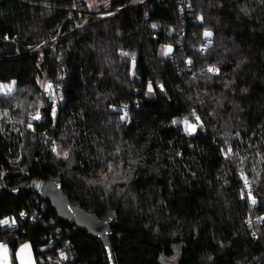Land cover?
Listing matches in <instances>:
<instances>
[{
	"label": "trees",
	"instance_id": "trees-1",
	"mask_svg": "<svg viewBox=\"0 0 264 264\" xmlns=\"http://www.w3.org/2000/svg\"><path fill=\"white\" fill-rule=\"evenodd\" d=\"M135 2L113 0L105 7L101 0H77L73 8V0H47L48 7L45 0H0V81L17 82L15 98L0 96V114L8 112L0 120V218L17 220L15 228L0 227V241L12 256L21 243H29L36 264H108L98 235L62 224L39 199L33 181L56 180L74 207L106 224L115 264H163L176 245H181L177 264H264V221L256 220L264 216V164L257 165L261 179L253 185L258 194L253 207L240 199L237 168L219 151L224 134L239 131L242 140L230 143L241 155L249 153L245 171L250 179L255 176L249 168L258 158L252 154L264 152V4ZM87 3H96L99 13L116 14L100 18ZM245 3L250 15L240 11ZM200 15L203 23L195 18ZM205 30L213 32L212 44L201 54ZM58 31L62 35L52 39ZM166 45L173 47L171 57L161 55ZM121 51L135 54V75L130 56ZM188 58L190 68L184 63ZM205 60L222 62L224 79L235 80L230 89L218 77L200 78ZM43 75L54 86L64 76L55 118L37 83ZM150 81L153 98L147 92ZM37 97L44 104L42 119L33 121L34 131L26 130L27 114L34 112L29 104ZM124 104L129 122L112 111V105ZM193 108L206 129L195 137L171 123ZM45 137L56 141L58 151H69V159L57 158ZM117 146L121 158L137 161L128 183H116L108 193L87 184L100 180V161ZM120 188L125 191L118 195ZM21 211L27 213L23 222ZM250 218L251 227L244 224ZM61 250L66 260L60 259Z\"/></svg>",
	"mask_w": 264,
	"mask_h": 264
},
{
	"label": "snow or ice",
	"instance_id": "snow-or-ice-1",
	"mask_svg": "<svg viewBox=\"0 0 264 264\" xmlns=\"http://www.w3.org/2000/svg\"><path fill=\"white\" fill-rule=\"evenodd\" d=\"M39 2V0H38ZM110 2V0H101V3H104L105 7H107V4ZM135 2V0H134ZM140 2H143V0H140ZM259 3L264 4V0H259ZM92 3H87L88 8H92ZM45 7H48L47 0H45ZM73 8L77 7L76 0H73ZM190 7V6H189ZM121 9H117V11H120ZM179 11L183 12L184 9L180 8ZM240 11L244 13L245 15H250L249 8L247 7V4L240 6ZM116 13L114 12H106L104 15L106 16H114ZM147 15V13H145ZM197 20H199L201 23H203L205 17L203 15H200L198 17H195ZM69 19L71 20V14L69 15ZM76 27H83L82 24H77ZM152 29H157L158 25L153 23L151 25ZM62 35L61 32H57L52 39H55L56 36ZM202 36L204 38V43L197 49L201 54H203L206 49L209 47V45L212 44V37L213 32L210 30H205L202 33ZM4 39H9V37L5 36ZM44 44H48V41L46 40ZM44 45H38L37 47H43ZM173 47L171 45H166L162 47L161 49V55L164 57H171V54L173 53ZM43 55V54H41ZM123 57H129L131 58V74L135 75V54H130L128 52L121 51L120 53ZM58 59L60 57H57ZM184 63L189 66V68L193 65V61L191 58H188L184 61ZM218 63H222L221 61H218L217 63H209L207 60H205L204 64L205 66L200 69V74L203 79H206L208 81H211L214 77H218L223 82V87L225 89H230L232 84L235 83V80H229L224 79V76L221 74V68L218 67ZM240 64L236 65V68H239ZM235 71V69L233 70ZM193 79H196L195 74L193 75ZM64 80V76L60 75L57 77V84L54 86V84L49 81L46 84H41V87L43 88L42 95H47V98L51 102V114L53 118L56 116L57 112V98L59 100H63L62 92L59 90V82ZM37 83H40L39 79L37 80ZM17 82L15 80H11L10 82H2L0 81V96L5 98H15L14 93L17 90L16 89ZM160 91H164L163 85H158ZM154 91L153 84L150 81L147 85V92L151 93ZM234 91V89H233ZM242 93H246L248 89L242 88L240 90ZM207 94V93H206ZM191 99V97H189ZM217 104H219L220 107H223V102L221 97H215ZM223 99H226V97H223ZM200 103L203 105L204 101L201 100ZM29 107L34 108V112H28V120L26 122V130H35L33 128V121H39L42 119L41 111L40 109L44 107L43 101L37 97V100L33 103L29 104ZM112 111L113 112H119L122 113L119 115V120L121 122H129V113H128V105L124 104L121 105L119 108H117L115 105H112ZM215 110L213 112H210L209 115H214ZM8 112H3V115L0 116V119H3V117H7ZM189 117H192L193 120H190ZM20 123L24 124L25 121L21 119L19 121ZM172 125H182L183 131L186 135L195 137L198 131H203L205 129V125L201 119V117L197 114V111L193 108L189 115L183 116L182 119H172L171 121ZM16 131L20 132V135L23 136L24 133L21 132L19 129H15ZM4 129L2 126H0V132H3ZM256 134H253L255 136ZM237 139L242 140L241 133L239 131H236L234 136L230 135L229 133H225L222 137V146L220 147L219 151L222 156V158L225 161H230L232 164H234L237 168V173L240 177V180L242 182V188L240 191V199L246 200L250 203L251 206H256L258 203L257 195L253 193V185L256 184L261 179V170L258 169L257 165L264 164V152L257 151L254 154V157L258 158L255 160L254 163L251 164L249 171L254 172L255 176L250 179L248 173L245 171V162L250 159L249 153H245L244 155H241V152L239 148L234 149L232 144L230 143V140ZM44 142L46 144H49L51 146V151L54 153L57 158H63L64 160L69 159V151H58V145L56 144V141L50 137H45ZM216 142L215 140L213 141ZM256 146L255 141H252L250 138V142L247 144L248 149H252ZM120 148L117 146L115 148L114 153H109L107 157H105L104 160L100 161V169L99 172L96 174L100 176V180H87V184L93 185V186H101L104 188L105 192H112L114 191L113 185L116 183H124L127 184L128 181L132 177V173L135 171V169L132 167V165L136 164V160H125L124 158H121L119 156ZM177 155H182L181 153H177ZM128 164V168L125 169L124 165ZM124 173H127L126 175ZM2 175V174H0ZM195 175V173H193ZM109 176H111L113 179L109 181ZM117 177H121L120 180H117ZM33 185L39 189L41 188V184L33 181ZM16 191V190H13ZM125 191L124 188H120L117 192L119 195L120 193H123ZM130 196H132L133 199H135V196L132 193H129ZM20 218H25L27 216V213L24 211L19 212ZM35 217V214H33V218ZM257 221H264V216H259L256 218ZM248 225L251 227L253 225V221L250 218L247 221ZM17 220L13 217H4L0 218V227H8L12 228L16 226ZM59 231V229H57ZM253 237H256V232L252 233ZM67 247V245H65ZM9 254V246L8 244L0 241V264H10V260L8 257ZM59 257L61 260H66L68 257L66 256L65 252L61 250L59 252ZM15 259L19 262V264H36L34 258L31 255V245L29 243H21L19 247L15 250ZM109 259L111 260V253L109 251Z\"/></svg>",
	"mask_w": 264,
	"mask_h": 264
},
{
	"label": "water",
	"instance_id": "water-1",
	"mask_svg": "<svg viewBox=\"0 0 264 264\" xmlns=\"http://www.w3.org/2000/svg\"><path fill=\"white\" fill-rule=\"evenodd\" d=\"M160 92L163 96H166L164 91ZM39 190V199L43 203L49 204L52 211L55 213L57 220L67 226H76L78 230L87 232L90 235H98V240L105 251L108 264H115L109 239L105 234L106 224L103 221L92 216V214H88L87 212L74 207L63 192L61 183L56 180H49L41 184ZM109 251L111 253V260L109 259Z\"/></svg>",
	"mask_w": 264,
	"mask_h": 264
},
{
	"label": "rangeland",
	"instance_id": "rangeland-1",
	"mask_svg": "<svg viewBox=\"0 0 264 264\" xmlns=\"http://www.w3.org/2000/svg\"><path fill=\"white\" fill-rule=\"evenodd\" d=\"M93 8L97 9L98 6L96 5V3L92 4ZM40 83L39 84V87L42 89V92H43V88L41 87V84H46V78H45V75H43V77L41 79H39ZM47 96V95H45ZM148 97L149 98H153L154 97V94L153 92L151 93H148ZM3 114H0V116H2ZM5 118V117H3ZM1 120V119H0ZM15 129H18V128H15ZM14 129V133L16 134V130ZM30 130V129H29ZM181 251V245H176L174 246L173 248V255L170 257V258H162L161 261L163 264H177V261H178V258H179V253ZM31 255L33 257V254H32V251H31ZM8 257H9V260H10V264H19V262L15 259V253H14V256L11 255L10 251H9V254H8ZM34 258V257H33Z\"/></svg>",
	"mask_w": 264,
	"mask_h": 264
},
{
	"label": "built area",
	"instance_id": "built-area-1",
	"mask_svg": "<svg viewBox=\"0 0 264 264\" xmlns=\"http://www.w3.org/2000/svg\"><path fill=\"white\" fill-rule=\"evenodd\" d=\"M77 1V0H76ZM110 1H113V0H110ZM140 2V0H138V1H136L135 3H133L132 5H134V4H136V3H139ZM99 8L100 7H98L97 9H95V11H94V13H93V15H96V16H98V17H100V18H103V17H107L106 15H104V13H99L98 11H99ZM39 184H42V183H39ZM40 189V188H39ZM39 189H37L36 188V194H39L40 192V190ZM26 218V217H25ZM25 218H20V216H18V219H19V222H23V220H25ZM247 221L248 220H245V222H244V224L245 225H248V223H247ZM253 221V220H252ZM253 223H255L254 221H253ZM16 226H17V224H16ZM16 226H14V227H12V228H15Z\"/></svg>",
	"mask_w": 264,
	"mask_h": 264
}]
</instances>
